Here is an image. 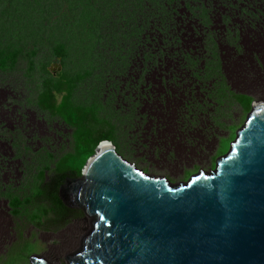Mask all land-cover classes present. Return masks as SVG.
<instances>
[{"label":"rangeland","instance_id":"rangeland-1","mask_svg":"<svg viewBox=\"0 0 264 264\" xmlns=\"http://www.w3.org/2000/svg\"><path fill=\"white\" fill-rule=\"evenodd\" d=\"M253 2L254 0H247L243 4L252 6ZM77 10V0H0V52H18L13 64L7 62L6 67L0 69V91L6 94L5 98L9 100L11 108L18 107L16 114L25 113L32 119V114L36 112V121L42 122L46 131H51V124L62 130L59 137H48L46 142L37 138L28 140L23 131L17 128L19 124H15L16 129L13 131L3 129L2 126L9 127V124L0 116V134L5 142L12 140L14 147V168L9 169V172L6 168H0V210L8 214L0 215V264H28L33 256L41 257L51 264H66L65 253L75 251L80 237L89 229V225H82L84 230L77 233V242L70 243L65 229H62L67 221H60L59 215H54L47 204L37 205L31 200V206L33 204L34 207H30L27 201L21 199L28 187L35 189L33 196H36L39 192L36 187L38 183L42 185L47 176L62 173L59 164L73 150L74 128L47 112H41L37 107V96L44 92L47 82L56 81L59 72L60 75L63 73L71 78L88 73L76 83L70 98L72 105L89 107L96 118L114 124V144L124 160L153 177L165 178L177 185L188 182L192 175L200 171L208 173L215 169L217 159L226 153L221 152L224 141L231 143L235 140L236 131L245 123L250 112L246 109L242 96L264 100V50H256L257 45L251 41L248 33L251 29L258 30L264 26V17L252 15L243 21L240 14H237L235 22L238 24L228 30L226 25L220 23L218 27L221 31L216 35L220 45L225 44L223 39H226V35L227 38L230 36L228 45L235 49L228 56L224 54L218 69L226 83H222V79L214 82L213 78L209 81L197 78L199 84L203 81L210 85V95L219 96L215 105L209 106L202 87H197L195 96L198 97V102H193V116L187 113L180 116L181 95L184 94L185 87L195 83V77L189 71L180 74V69L175 67V72L180 77L176 81L172 77L174 83L167 91L164 90L169 100L167 105L171 107L170 116H163L157 111L162 118L155 120L150 114L151 119L143 134L137 131L139 128H134L135 124L140 123V120L135 122L138 118L133 119V129L126 127L131 121L121 120L126 112V99L123 95L127 93L128 87L125 80H116V76L123 73L116 71V64H111L108 65L111 74H103L107 70V64L103 65L102 59L97 57L101 41L97 39V28L91 21L92 14L78 18V15L83 14H77ZM182 11L187 17L179 20L176 34L187 38L185 32L190 34V30H197L198 27L191 20L189 11ZM222 32L225 34L222 35ZM203 36L207 46L213 34L202 31L198 37ZM230 40L235 41L230 43ZM56 45L64 46L63 58L56 57L53 53ZM207 56L209 57L202 58L199 62L204 69L217 64L220 58L219 53L216 56L208 53ZM255 56L260 58L261 65L255 62ZM249 62L257 66L247 67ZM101 64L103 68L100 67ZM133 72L134 75L126 78H135L137 86L143 81L144 85H152L157 92L163 89V84L156 80V75L160 74L149 72L145 75V67H142L141 62ZM162 73L165 80L171 78L169 69ZM114 84L117 93L112 91L106 99L104 95L108 90L111 91ZM236 93L245 95L234 97ZM117 95L119 99L116 104L111 99ZM59 99L60 96L56 99L57 102ZM143 111H146L145 108H141V112ZM155 125L157 134H154ZM26 145L33 149L25 150ZM34 149L38 151L33 152ZM144 150L152 154H147ZM74 165H69L67 174L75 169ZM8 174H11L10 178ZM13 195H16L13 198H18V203L10 200L9 205L5 204ZM83 216L89 222V218Z\"/></svg>","mask_w":264,"mask_h":264},{"label":"water","instance_id":"water-1","mask_svg":"<svg viewBox=\"0 0 264 264\" xmlns=\"http://www.w3.org/2000/svg\"><path fill=\"white\" fill-rule=\"evenodd\" d=\"M59 197L89 218L66 264H264V100L208 173L172 184L102 140Z\"/></svg>","mask_w":264,"mask_h":264},{"label":"trees","instance_id":"trees-1","mask_svg":"<svg viewBox=\"0 0 264 264\" xmlns=\"http://www.w3.org/2000/svg\"><path fill=\"white\" fill-rule=\"evenodd\" d=\"M244 1L247 0H77V14H83L82 16L78 15V18H85L87 14H92L91 21L99 29L95 28L97 39L101 41L98 44L97 57L102 59L103 65L107 64V70L103 71V74H111L109 73L110 67H108L111 64H116V71L123 73H119L116 80H118L117 82H124L125 80L128 87L127 93L123 95V98L126 99L124 108L126 112L125 115H122L123 119L121 120L131 121V124L127 123L126 127L130 126L133 129V119L138 118L135 122L140 120V123L135 124L136 127L134 128H139L137 131L143 134L146 124L151 119L150 114L155 117V120L162 118L161 115L157 114V111L163 116H170L171 107L167 105L169 100H167L164 90L167 91L168 87L174 83L172 77H175V81L178 79L177 77H180L176 74L175 67L180 69V74L189 71L195 77L193 81L195 83L190 87H185L184 94L181 95L180 116L184 113L193 116V102H198V97L195 96L197 87H202L203 96H205L209 106L215 105L219 96L210 95V85L203 81L199 84L197 78H204L206 81L213 78L214 82L222 79L221 82L226 83L223 82V75L218 69L221 67L224 54L228 56L235 49L228 45L230 36L227 38V35L225 36L226 39H223L225 44L220 45L219 40L216 39V35L221 31L218 24L226 25L229 30L238 24L235 22L237 14H240L243 21L252 15L264 17V0H254L252 6L244 5ZM182 10L189 11V14L192 15L191 20L198 27L197 30H190V34L185 32L184 35H188L187 38H182L176 34L179 20L187 17ZM202 31L213 34L210 44L207 46L204 42L205 37H198ZM248 33H250L251 41L257 45L256 50L260 48L264 50V26L258 30L251 29ZM223 34L225 33L222 32ZM183 39L190 41V43ZM234 41L230 40V43ZM122 49H124L123 52ZM225 49L228 54L225 53ZM53 53L56 57L63 58L65 56L64 46L56 45L53 48ZM208 53L213 56L219 53L221 59L218 58L217 64L209 65L204 69L199 62L202 58H208ZM17 54V51L11 54L0 52V69L5 68L7 62L13 64ZM253 58L257 59L255 62L261 63L258 56ZM139 60L142 67H145V72H143L145 75L149 72H158L161 75L155 74L156 80L161 85L163 84L161 92L154 90L152 85H144L143 81L137 86L135 78H126L134 75L133 70L140 63ZM256 66L255 63L251 62L247 67ZM100 67L103 68L102 64ZM168 69L171 72V78L165 80L162 71ZM87 75L88 73H84L77 78H71L63 73L60 75L59 72L56 81L54 83L47 82L46 89L38 96L39 105L43 109L60 115L67 125L74 128V150L70 154L71 158L69 156L59 164L62 173L58 174L62 177L68 175L66 171L72 163L75 164V169L69 173L79 177L82 167L87 159L93 155L97 144L102 140L111 141L114 144L116 139V127L113 123L96 118L93 110L89 107L74 106L70 102L76 83ZM112 91L117 93L115 84L112 85L111 91L108 90L104 95L106 99H108V94H112ZM240 94L242 93H236L234 97ZM58 96H60L59 103L56 100ZM242 98L246 109L250 110L252 97L245 95ZM118 99L119 95L111 100L117 104ZM141 108H145L146 111L141 112ZM142 122L143 124H141ZM154 134H157L156 125ZM229 144L224 141L221 152H227ZM114 146L118 153V147L115 144ZM144 152L152 154L147 150ZM45 198L47 199V197ZM14 202L18 203V200L16 199ZM52 203H57V206L61 207L59 200H53Z\"/></svg>","mask_w":264,"mask_h":264},{"label":"flooded vegetation","instance_id":"flooded-vegetation-1","mask_svg":"<svg viewBox=\"0 0 264 264\" xmlns=\"http://www.w3.org/2000/svg\"><path fill=\"white\" fill-rule=\"evenodd\" d=\"M3 92L4 91H0V114H1L0 116L3 118L5 122L8 121V124H9V127L2 126L3 129L8 128L10 131H13L14 129H16L15 124H19V126L17 125L18 126L17 128L23 131V134L25 135V137L28 138V140L32 138H37V140L41 139L46 142L48 140L47 139L48 137H52L55 139L60 136V134L62 133L61 128H58L57 126H53L51 124V128H52L51 131L50 130L46 131L44 124L42 122L40 123L36 121V117H35L37 116L36 112L32 114V119L27 117L25 113L16 114L18 107L12 106L11 108L10 102L9 100H6L5 98L6 94H4ZM38 96H37L38 109L41 112H47L49 115L59 118L62 121V123L66 124L60 115L52 113L48 109H43L39 105ZM57 103H59V101ZM72 138H73V133H72ZM12 143H13L12 140H10L9 142H5L3 136L0 134V168H6L7 172H9V169L14 168V163H13L14 162L13 160L14 147ZM31 149L33 148L29 147L28 145L25 146V150H31ZM38 149H40V147ZM73 150H74V143H73ZM35 151H38V150L34 149L33 152ZM43 170L48 171V169H43ZM7 176L8 178H10L11 174H8ZM77 178L79 177L72 175V173H68V175L64 177H62L60 174H57V173L52 174L46 177V180L45 182L42 183V185L38 183L36 187L39 189V192L36 196H33V192L35 189H33L32 187H28V189L26 190V194L22 196L21 198L27 201V204L29 203L28 205L30 207H34L33 204L31 206V203H30L31 200L34 201V204L36 203L37 205L47 204L50 207V209H52V211L54 212V215H59L60 221H67L66 226L62 229H65L64 232L67 233L68 240L70 241V243H73V244L77 242V233L84 230V227L82 225H85V224L89 225V222L87 221L86 217L83 216L84 214L82 210H77L75 208H68L63 205V203L60 201L59 189L62 186V184L65 182V180H77ZM13 197H16V195L11 196L9 201H5V204L9 205L10 200L18 199V198H13ZM45 197H47V199ZM53 200H56V201L59 200L62 208L58 207L57 203L53 204L52 203ZM29 206H27V208ZM8 209L10 210L9 207ZM0 215H8V214L0 210ZM68 253L69 252L65 253L64 259L68 255ZM34 257H37V256H33L32 258Z\"/></svg>","mask_w":264,"mask_h":264}]
</instances>
